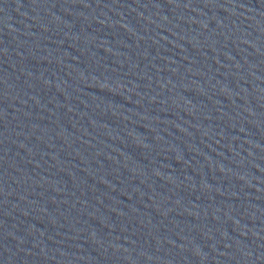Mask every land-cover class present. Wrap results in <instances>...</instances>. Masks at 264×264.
I'll return each mask as SVG.
<instances>
[{"label":"water","instance_id":"1","mask_svg":"<svg viewBox=\"0 0 264 264\" xmlns=\"http://www.w3.org/2000/svg\"><path fill=\"white\" fill-rule=\"evenodd\" d=\"M0 138L264 264V0H0Z\"/></svg>","mask_w":264,"mask_h":264}]
</instances>
